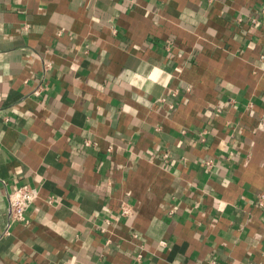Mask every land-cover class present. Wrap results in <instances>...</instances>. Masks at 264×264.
Here are the masks:
<instances>
[{
	"label": "crops",
	"instance_id": "1",
	"mask_svg": "<svg viewBox=\"0 0 264 264\" xmlns=\"http://www.w3.org/2000/svg\"><path fill=\"white\" fill-rule=\"evenodd\" d=\"M263 190L264 0H0V264H264Z\"/></svg>",
	"mask_w": 264,
	"mask_h": 264
},
{
	"label": "built area",
	"instance_id": "2",
	"mask_svg": "<svg viewBox=\"0 0 264 264\" xmlns=\"http://www.w3.org/2000/svg\"><path fill=\"white\" fill-rule=\"evenodd\" d=\"M39 92V89L36 90ZM91 144L90 142H87ZM209 166L211 161L208 162ZM40 197L38 188L30 184H22L19 186H6V198L9 209V222L8 228L15 222H29L30 221V208L35 206V201ZM257 203L264 208V190L260 192L257 197ZM131 212L130 205L126 202L122 205V215H127ZM109 221V220H108Z\"/></svg>",
	"mask_w": 264,
	"mask_h": 264
}]
</instances>
